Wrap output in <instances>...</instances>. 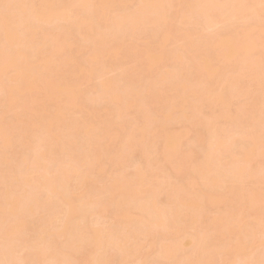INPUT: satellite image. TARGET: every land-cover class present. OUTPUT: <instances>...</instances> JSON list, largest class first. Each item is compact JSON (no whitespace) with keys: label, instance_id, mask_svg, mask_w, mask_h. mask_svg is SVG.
<instances>
[{"label":"bare ground","instance_id":"obj_1","mask_svg":"<svg viewBox=\"0 0 264 264\" xmlns=\"http://www.w3.org/2000/svg\"><path fill=\"white\" fill-rule=\"evenodd\" d=\"M138 1L0 0V264H112L114 250L118 264H264L261 0H178L171 20L168 10L153 17L170 0ZM172 37L183 43L167 46ZM119 58L132 59L136 79L118 71ZM109 66L118 86L87 103L66 79ZM79 126L82 149L108 153L110 173L97 155L77 157L73 138L70 149H49ZM147 126L157 132L146 143ZM193 130L203 143L196 176L171 183L151 149L161 140L163 161L180 174L172 151Z\"/></svg>","mask_w":264,"mask_h":264},{"label":"rangeland","instance_id":"obj_2","mask_svg":"<svg viewBox=\"0 0 264 264\" xmlns=\"http://www.w3.org/2000/svg\"><path fill=\"white\" fill-rule=\"evenodd\" d=\"M108 1V0H107ZM133 2L131 3V6L133 7L135 4H139V1L138 0H132ZM111 2V1H110ZM97 3H99V1L98 2H96V4ZM108 3V2H107ZM106 3V5H108ZM111 4H112V2H111ZM94 5H95V2H94ZM98 5V4H97ZM109 6V5H108ZM111 6V5H110ZM179 4H178V0H170L169 1V5H167V9H160L159 10V12L158 13H150V14H155V15H153V17L154 18H158V16H160V19L162 18V14L166 11V10H168V13L170 14V18H169V20H171V19H174V17H175V15H173L172 13H174V12H176L178 9H179ZM90 12V16L92 15L91 14V11H89ZM93 13H94V11H93ZM87 14H89V13H86L85 14V12L83 13V15H86V16H88ZM144 13H141L140 14V16L141 17H144ZM91 18V17H90ZM92 18H93V16H92ZM168 19H166V21H167ZM72 21H74L73 19H66V21H63V24L64 25H70L71 23H72ZM165 20L163 21V22H166ZM141 21H136L135 22V25H137V24H139ZM37 23V22H36ZM46 25V24H45ZM65 26V27H66ZM99 26V25H98ZM148 26H151V24L149 23L148 24ZM88 31H89V28H86ZM210 32L211 30L210 29H205V30H203L202 32L203 33H206V32ZM162 32V31H161ZM160 32V33H161ZM208 32V33H209ZM253 35H257L256 34V32L255 33H253ZM85 36H87V34L85 33ZM159 37V36H158ZM68 39H70V37L68 36ZM193 40H195L196 39V36H193V38H192ZM138 43H140V42H138ZM172 43H174V45L176 46H180L182 43H183V41H181V40H179L178 38H176V37H172V38H170V40L168 41H166V45L167 46H169V45H171ZM174 46V47H175ZM67 49H68V47H67ZM184 54V53H183ZM65 56V55H64ZM130 60H132L131 58H129V59H127V58H119V59H117V61H118V63H120V65H121V69H119L118 71L119 72H123V76H125V79L126 80H128V81H132V80H134V79H136V72H135V70H134V65H133V62H131ZM185 62H186V58H185V54L183 55V59H181V60H177L176 62H173L171 65L172 66H175L176 68H177V71H178V68L180 69L182 66H185ZM118 65V64H117ZM8 67V66H7ZM229 69H230V67H229ZM31 71H33V70H31ZM30 71V72H31ZM15 72V71H14ZM32 73V72H31ZM56 73L57 72H54V71H48L46 74L50 77V78H53V77H55L56 76ZM118 72H117V70L115 69V67L114 66H109L106 70H105V72H104V74L101 76V77H93V78H90L89 80H87V77L85 76V75H82V76H76V79L75 78H73L72 76H66V79L67 80H73V86H75L74 87V91H75V95H76V93L77 92H79V94H85L84 96V99H85V101H86V103H87V101L89 100V99H87V98H89V95H91V94H93V93H95V92H99V91H101L102 89H104V88H109V86H113V85H115L116 87L118 86V84L117 83H115V81H114V77L116 76V74H117ZM46 75V76H47ZM130 77H132V78H130ZM113 78V79H112ZM111 80L114 82L113 84H112V82H111ZM209 81V80H208ZM111 82V83H110ZM103 83H105V84H103ZM111 86V87H112ZM26 94L27 93H25V96H26ZM74 95V96H75ZM77 97H78V94H77ZM80 97V96H79ZM76 98V97H75ZM87 99V100H86ZM76 100V99H75ZM91 100V99H90ZM78 101H79V98H78ZM78 101L76 100L74 103H76L77 102V104L75 105V104H73L72 106H69V108H73V106L75 105L76 107H78ZM95 101H93V103H94ZM98 103H99V101H97ZM88 105H89V102H88ZM90 105L91 106H96L97 107V111L98 112H100V110H101V108H100V106H102L103 105V103H99V104H97V103H94V104H92L91 103V101H90ZM240 105L241 106H244V101L241 99L240 100ZM65 107H67V106H65ZM76 107H74V109H73V112H75V115H74V118H76V119H78L79 121L81 120L80 118L82 117V115L80 116V113L79 114H77L76 112H77V108ZM159 107V106H158ZM158 109V108H157ZM81 114H83V113H81ZM5 119H7V118H5ZM97 120H99V116H96L95 117V119H94V121H97ZM80 123V122H79ZM52 129L51 130H56L57 128H56V126H55V124H52ZM182 126V124H179V123H174L171 127L173 128V130L174 131H177L180 127ZM60 130V129H59ZM153 131H155V136H156V130H154V128H152V126H147V131L145 132V138H146V143L148 142V140H149V138H151L152 137V132ZM59 132V131H58ZM63 132H65V131H63ZM71 132V135L69 136V135H66V136H62V137H64V139H65V137H66V139L64 140L63 139V141H62V139L61 140H59V141H61L62 142V144L61 145H59L60 144V142H59V144L57 145V144H50L49 145V149H51V150H53V151H55V152H59L60 151V148L62 147V148H65L66 147V149L69 147V149L70 148H72L71 146L73 145V144H70V145H68V140H70L71 138H73V139H75L78 143L76 144V142H74L75 143V146L77 147L76 149H71V150H75V152H76V150H77V152H76V156L77 157H79V156H83L85 153H87V152H85V150H83L82 149V140H83V138L86 136V133H85V131H84V128L82 127V126H79L78 127V129L76 130V132L75 131H73V130H71L70 131ZM69 132V133H70ZM178 132V131H177ZM65 133H67L68 134V132H65ZM180 134H183V133H185V131H180L179 132ZM196 134H199V133H196L194 130H193V132L192 133H190L188 136H186V137H179V140H181L182 142H183V145H182V147H181V149L180 150H178V151H175V150H173L172 151V153H173V155H172V157H173V159H175V162H174V164H176L177 162H179L180 160H181V162L179 163V164H182V170H181V173L180 174H177V175H175V174H173V172L175 171V170H173V168L172 167H170L169 165H167L166 164V162H164L163 161V157H162V155L159 153V149H158V147H159V145H160V143H161V140H157L156 141V143H155V148H156V151H155V148L153 147L152 149H151V158L153 159V160H151V164L152 165H156V163H158L159 165H165L166 166V168H167V170H168V172L171 174V176H173V178H172V180H171V183L173 182L174 184L176 183V184H178V183H185L187 180H190L191 178H193L194 176H196V173H197V163L199 162V160L201 159V156H202V148H201V146H203V143H202V141L200 142L199 140H197V139H195L196 138ZM9 136H10V133L5 137V140H7V139H10L9 138ZM11 136H13V135H11ZM10 136V137H11ZM67 136H69V137H67ZM14 137V136H13ZM12 137V138H13ZM107 137H109V136H107ZM72 140V139H71ZM85 140V139H84ZM84 140H83V142H84ZM106 140H108L107 138H106ZM105 141V140H104ZM103 141V142H104ZM72 142V141H71ZM70 142V143H71ZM14 144V143H13ZM12 144V145H13ZM102 145L103 144H105V143H101ZM107 144V143H106ZM102 145H101V147H102ZM108 145H110V144H108ZM118 145V143L116 142V144L113 146V144H112V147L111 146H108V150H111V151H114L115 149H116V146ZM143 145V144H142ZM74 147V146H73ZM83 147H84V145H83ZM104 148H105V146H103ZM106 147H107V145H106ZM75 148V147H74ZM7 151H9L10 149L7 147ZM12 149V148H11ZM98 149H100V148H98ZM114 149V150H113ZM97 150V149H96ZM96 150H93V151H90V152H88L87 153V155H91V154H94V155H97L98 154V151H96ZM102 150H105V152H108V150L105 148V149H103L102 148ZM73 151H70L71 153H73ZM28 152V151H27ZM99 152H102V151H99ZM181 153H182V156H181ZM108 154V153H107ZM107 154H104V152L103 153H100L99 155H97V156H99V162H96L97 164H101L103 167H104V172H103V174L104 173H110V170H111V167H110V164H109V162H108V157H107ZM136 154V156H137V152L135 153ZM98 158V157H97ZM150 158V159H151ZM136 159V162H137V157L135 158ZM95 163V165H94V168H93V173L94 174H96L97 173V164ZM5 164V163H4ZM129 165L131 164V166L133 167V164H132V162H129L128 163ZM7 165V167L9 166L8 164H6ZM5 165V166H6ZM0 166H1V163H0ZM3 166V165H2ZM21 167V166H20ZM5 168V167H4ZM22 168V167H21ZM13 185H16L15 183L13 184ZM163 190L161 189L159 192H162ZM163 194H164V192H162ZM161 195L160 196V194H159V197H158V201L159 202H163L164 200H165V195ZM228 198H226L225 197V200H227ZM223 205L222 204H219V205H214V206H211L210 207V211L208 212V216H212V215H214V214H216L217 212H215V211H217V210H220L219 208H221ZM233 222V221H232ZM33 225V223H32V221H31V219H29V221L27 222V225H26V231H25V233H24V235H29L30 233H32V229L31 228H33L34 226H32ZM211 228H216V226H211ZM235 233L233 232L232 233V238H234L235 237ZM0 236H1V231H0ZM136 240V241H135ZM137 239H130L128 242H127V244L129 245V246H133V248H134V250H137V247L135 246L134 247V245L135 244H137ZM209 241H211V240H209ZM217 243V242H216ZM220 243V242H219ZM257 249H259V246H258V244H257V241H255L254 243H253V246L251 247V245L250 246H248V247H246V251H252V250H257ZM141 250V248L139 249V251ZM111 262H112V264H118V261H119V258H120V254H119V251H112L111 252Z\"/></svg>","mask_w":264,"mask_h":264},{"label":"snow or ice","instance_id":"obj_3","mask_svg":"<svg viewBox=\"0 0 264 264\" xmlns=\"http://www.w3.org/2000/svg\"><path fill=\"white\" fill-rule=\"evenodd\" d=\"M261 6L264 7V0H261Z\"/></svg>","mask_w":264,"mask_h":264}]
</instances>
